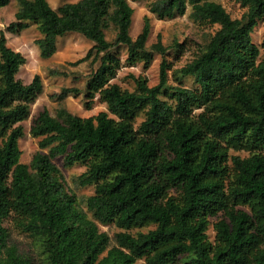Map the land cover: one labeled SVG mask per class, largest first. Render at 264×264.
<instances>
[{"label":"trees","instance_id":"1","mask_svg":"<svg viewBox=\"0 0 264 264\" xmlns=\"http://www.w3.org/2000/svg\"><path fill=\"white\" fill-rule=\"evenodd\" d=\"M235 1L247 8L241 18L215 0L151 3L149 11L162 20L190 6L194 21L219 25L179 70L193 78L191 88L168 84L167 46L158 35L147 47L148 16L131 36L129 0H77L56 9L47 0H17L6 30L36 23L41 58L53 56L57 39L70 33L93 42L75 63L99 61L84 96L90 107L98 95L108 111L81 117L64 106L55 115L44 108L30 130L40 149L21 162L20 123L43 82L38 74L29 83L17 78L26 58L0 32V264H34L10 245L6 219L37 241L42 264H264V57L251 36L259 20L264 25V0ZM9 2L0 0V8ZM120 45L131 66L148 67L161 55L156 85L141 75L132 76L133 91L110 82L121 66ZM80 92L63 87L52 97L63 102ZM240 151L248 155L233 154ZM57 157L66 167L86 166L78 184L94 187L85 201L94 219L67 189ZM113 223L121 230L111 245L99 224Z\"/></svg>","mask_w":264,"mask_h":264},{"label":"rangeland","instance_id":"2","mask_svg":"<svg viewBox=\"0 0 264 264\" xmlns=\"http://www.w3.org/2000/svg\"><path fill=\"white\" fill-rule=\"evenodd\" d=\"M53 9H56L64 2H76L77 0H47ZM154 0H129L133 8L132 25L130 34L133 38L141 31L144 23V17L148 16L151 24V32L147 41V47L157 41L158 35L161 36L162 42L167 46L166 59L171 64L168 70V84L182 85L185 87H195L191 76L182 75L179 70L187 62L197 56L209 38L219 27L217 24L202 23L194 21L190 17L191 7L182 16H176L172 19H159L149 11V7ZM222 4L232 18H241L247 8L240 5L235 0H215ZM18 9L17 0H10L9 4L0 8V32H4L7 45L14 51L21 53L26 62L21 66L17 78L23 83H29L34 75H39L43 82V90L36 100L30 106V113L27 119L20 124L23 127V134L19 138V147L21 150L20 160L23 163H29L32 155L39 150L38 142L40 137L31 134V127L34 125L39 113L48 109L52 115L56 114L57 109L61 106L66 107L71 113L81 117L96 115L100 111H108L107 106L102 102L98 95L94 98L90 107L86 105L85 83L90 73L95 71L99 66V61H92L90 58L81 63H75L84 57L87 51L93 46V42L86 39L78 33H70L57 39V50L53 56L43 59L39 55V49L35 40L41 37V33L36 23H29V27L18 32L11 33L6 30V26L14 20V14ZM106 38L112 41L115 37V30L111 26L105 30ZM252 41L260 50V58L264 57V25L261 20L258 21L252 34ZM126 47L120 45L117 54L120 58L121 66L116 75L111 79V83L118 84L122 89L129 91L135 90L136 86L132 76H143L148 80L150 86L156 85L159 81V65L161 55L155 54L152 62L148 67H144L143 62L134 66L126 63ZM60 71L65 75H57L55 72ZM63 87H76L81 90L78 96H68L63 102L55 100L52 95L57 94ZM162 98H165L162 96ZM166 99V98H165ZM171 102V101H169ZM143 119V116L137 120V124ZM46 151V150H45ZM241 156L248 155L246 151L233 152ZM54 163L60 168L67 189L75 194L79 203V208L84 211L90 219H94L92 213L86 208V198L93 194V186H81L78 184V177L86 170L82 163L73 166H64L62 157H57ZM243 207V206H241ZM216 217L210 218V226L207 231L210 241L214 240L215 232L213 223ZM4 226L9 232V243L14 245L19 253L30 257L34 264H42L43 256L40 253V247L37 241L15 226L10 219L4 221ZM99 228L105 231L109 237L111 245L114 244V234L121 229L113 224H99ZM153 226L141 229L130 230L132 233L138 231H147Z\"/></svg>","mask_w":264,"mask_h":264}]
</instances>
